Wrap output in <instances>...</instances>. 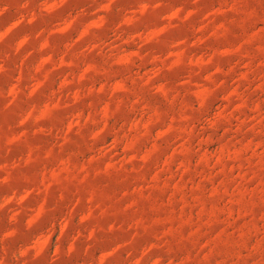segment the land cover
Instances as JSON below:
<instances>
[{
  "label": "clouds",
  "instance_id": "clouds-1",
  "mask_svg": "<svg viewBox=\"0 0 264 264\" xmlns=\"http://www.w3.org/2000/svg\"><path fill=\"white\" fill-rule=\"evenodd\" d=\"M0 264H264V0H0Z\"/></svg>",
  "mask_w": 264,
  "mask_h": 264
}]
</instances>
